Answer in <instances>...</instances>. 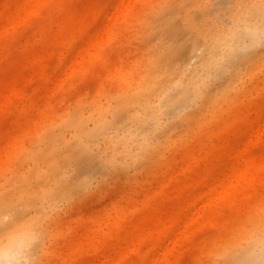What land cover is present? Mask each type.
<instances>
[{
    "label": "rangeland",
    "instance_id": "rangeland-1",
    "mask_svg": "<svg viewBox=\"0 0 264 264\" xmlns=\"http://www.w3.org/2000/svg\"><path fill=\"white\" fill-rule=\"evenodd\" d=\"M236 3L0 0V210L59 194L45 205L41 264H231L224 251L263 225L264 49L227 100L187 105L140 155L111 165L103 146L72 140L95 101L133 93L159 56L187 63L190 25Z\"/></svg>",
    "mask_w": 264,
    "mask_h": 264
},
{
    "label": "clouds",
    "instance_id": "clouds-1",
    "mask_svg": "<svg viewBox=\"0 0 264 264\" xmlns=\"http://www.w3.org/2000/svg\"><path fill=\"white\" fill-rule=\"evenodd\" d=\"M190 27L198 36L190 60L175 66L154 96L138 98L147 91L144 89L95 101L76 125L72 140L79 148L91 153L103 146V155L109 157L106 162L115 165L117 157L131 148L150 146L151 137L166 126L167 120L195 103L210 81L233 61L264 49V0H237L234 9L212 20L206 29L195 24ZM121 112L127 117L117 126L115 120ZM66 179L67 174L59 178ZM50 195L51 190L42 191L40 211H34L33 197L26 194L8 205V211L0 210V264H41L48 219L45 205ZM221 258H230L231 264H264V226L226 249Z\"/></svg>",
    "mask_w": 264,
    "mask_h": 264
},
{
    "label": "bare ground",
    "instance_id": "bare-ground-1",
    "mask_svg": "<svg viewBox=\"0 0 264 264\" xmlns=\"http://www.w3.org/2000/svg\"><path fill=\"white\" fill-rule=\"evenodd\" d=\"M235 6H236V4H235ZM235 6L233 8H231V9H234ZM210 23H211V21L210 22L203 21L202 24L198 23V27L201 30H204L208 26H210ZM241 58H244V61L246 59V64L243 67L239 68V69L238 68H234L233 66H231L232 63H234V61L230 64L228 69L225 71L228 74V79H227V82H226V84H225V86L223 88H215V89H208V90L205 89L203 94H202V96L199 99L204 97L207 102L211 101V103H213L216 100H219L217 98H220V99H223V100H227L228 96L231 95L235 91L236 82L239 81L241 79V77H243L242 75H245V73H247L250 70L249 67L253 66V62L255 63L256 60H258V58L255 55V53H252V54H250V55H248L246 57H241ZM172 60L173 59H171V61H168L166 57L162 58V56L161 57L159 56L158 60H157V64H154V62H152L149 65V72H148L147 76L145 78H143L142 80H140V82L138 84L139 87L136 88L133 91V93L140 92L141 90H144V89L147 90L146 92H142L141 93V97H138V98H142L143 96H154L155 94H157L159 92V90H160V87L163 85V83L166 81L168 75L171 73V70L175 67V63ZM236 65H235V67H236ZM225 72H223V73H225ZM161 73L164 76L163 79H160ZM223 73H221L219 75V77ZM218 78H216V79H214L212 81H216V80H218ZM212 81H210V82H212ZM125 93L129 94V95L133 94V93H131L129 91H125L123 94H125ZM199 99H197L195 101V103ZM195 103H190L188 105H192V104H195ZM126 117H127V113H125V112L119 113L117 115V117H116L115 124L117 126H119L120 124L124 123V121L126 120ZM180 117H181V114H176V115L171 116L172 119H179ZM165 130H166V128H165ZM151 140H152V137H151ZM148 147H150V146H148ZM148 147H146V148L133 147V148L137 151V155H140L141 153L146 151L148 149ZM117 151L118 152H123V149L122 148H117ZM60 176H62V175H60ZM49 178H50V175L49 174L46 175V179H49ZM85 183H86V181H85V178H84L83 181H82V184L85 185ZM70 186L71 185L69 184V182H66V184H65V186L63 188V191L65 193H71V187ZM40 196H41V193L40 194H36L33 197V199L34 200H39ZM58 196H59V194L55 190H51V195L48 198L49 199H56ZM262 226H264V223H263Z\"/></svg>",
    "mask_w": 264,
    "mask_h": 264
}]
</instances>
